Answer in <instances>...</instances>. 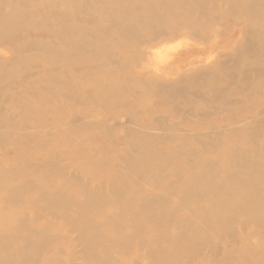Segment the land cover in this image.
Here are the masks:
<instances>
[{"label":"rangeland","instance_id":"obj_1","mask_svg":"<svg viewBox=\"0 0 264 264\" xmlns=\"http://www.w3.org/2000/svg\"><path fill=\"white\" fill-rule=\"evenodd\" d=\"M146 5L141 2L139 16ZM120 15L94 0H0V248L10 246L0 252V264H157L176 248L182 254L176 264H244L240 254L246 248L255 253L248 261L264 264V222L248 219L264 210V196L241 201L264 190L254 181L264 174V133L256 134L243 119L259 117L264 96L250 101V109L259 107L256 112L245 107L231 113L230 124L241 128L233 145L227 143L229 132L218 148L150 150L127 117L114 119L129 107L100 93L109 88L121 97L129 91L121 83L127 73L147 82L160 76L173 82L191 70L181 61L188 55L201 60L199 68L218 71L216 76L231 75L248 41L246 27L229 18L225 22L234 26L224 33L226 23L216 26L208 40L178 29L134 44L135 49L111 23ZM14 18L19 19L13 23ZM159 50L166 56L153 58ZM107 52L117 61L128 60L126 73ZM232 77L218 85L226 89L221 96L243 99L245 91ZM114 78L119 86L110 82ZM259 82L263 85L264 76ZM185 91L188 97L172 102L152 93L134 97L147 112H159L153 125L171 115L168 126L179 124L184 137L188 129L177 108L220 105L210 90L205 98ZM224 118L213 114L203 122L226 125ZM249 162L260 163V171L252 172ZM211 170L218 177L208 183L234 189V195L222 190L213 196L199 187L197 181L206 182Z\"/></svg>","mask_w":264,"mask_h":264},{"label":"bare ground","instance_id":"obj_2","mask_svg":"<svg viewBox=\"0 0 264 264\" xmlns=\"http://www.w3.org/2000/svg\"><path fill=\"white\" fill-rule=\"evenodd\" d=\"M46 2H51L53 0H45ZM77 1L78 0H70ZM92 1V0H90ZM95 2H100L103 5V9L106 12H121L120 16H114L111 19L113 26L118 27L121 31L126 33L128 43H132L134 48L135 45L145 41L146 39L158 36V35H171L175 33L178 29H190L192 35L196 36L199 40L204 41L212 38L210 30L215 28L218 25H224L226 19H232L234 24H242L246 27V37H248L247 43L244 45V50H240L237 55V67L234 69V73L226 72L225 76L215 74L218 71H211L213 69L199 68L198 64L201 60H189L190 55L184 56V59L181 61H186L184 64L185 67H192L191 70L183 74L177 80L173 82H168L160 77L159 80L155 82H147L141 78H134L131 74L127 73L122 78L121 83H124L126 88L129 90L124 92L121 97L115 96L111 89L109 88H100L102 90L100 93L102 97L104 95L111 96L114 103H119L127 105L128 110L124 111L122 114L115 115L114 119H119L123 116L128 118V122L132 125V132H135L138 136H141L144 140L142 144L144 148L150 150H160L168 147H180V148H189L192 150L196 149H212L222 147L224 141L221 137L226 133H233L231 138L227 141L228 145H233L234 143V134H238L241 131V128L234 127L230 124L233 122L234 117L231 113H242L241 111L246 107L249 110L248 113L256 112L257 108L250 109V101L255 97L264 96V82L263 85L260 84L259 80L264 76V0H94ZM143 4L146 2L145 13L142 16L138 15V7L141 2ZM159 1V5L155 2ZM152 4V5H151ZM154 4V5H153ZM143 6V5H142ZM141 6V7H142ZM88 18H94L91 13H88ZM19 18H14L13 23L17 22ZM254 22H258L257 26H252ZM12 23V25H13ZM234 24L229 25L226 23L225 30L222 32L229 31ZM109 27V26H108ZM209 32V34H208ZM214 34V33H213ZM187 42V41H186ZM135 44V45H134ZM162 48V47H161ZM165 48V47H164ZM167 48V47H166ZM165 48V50H166ZM239 50V49H238ZM237 50V51H238ZM242 51V54H241ZM131 52V51H130ZM164 50L157 51L153 56L160 55ZM166 52V51H165ZM152 53H154L152 51ZM151 53V54H152ZM169 53V52H168ZM167 54V53H166ZM171 54V53H170ZM111 56L110 52H107L106 58L111 62H114L115 67L121 73L128 70L129 62L128 60H115ZM164 56H166L164 54ZM110 57V59H109ZM162 58V57H161ZM166 58V57H165ZM94 60V56H92ZM159 59V58H158ZM164 60V59H162ZM156 61L157 58H156ZM189 61V63H188ZM209 63L208 61H206ZM206 63V64H207ZM150 64V63H149ZM197 66V67H196ZM224 67V66H222ZM156 69V68H155ZM153 68V70H155ZM156 71V70H155ZM227 71V70H226ZM154 72V71H153ZM157 72V71H156ZM184 72V71H183ZM160 74V72H158ZM234 76V77H232ZM100 77V76H99ZM200 77L205 81L200 83ZM222 77H225L222 79ZM232 77L231 81H234V86L245 91V97L231 100L221 95L224 94L225 88L218 87L223 82H226V79ZM234 78V79H233ZM114 79H110V82L114 86H119L121 83ZM102 77L96 78L95 82L100 84ZM185 90H189L190 94L194 96H203L210 90L212 94H215L217 101L220 102V105H212L211 110H200L193 109L186 112L177 108L176 111L179 113L183 111V117L181 118L182 122L186 121V135L180 137L177 132L179 124L168 126L167 120L172 119L171 115L167 117H161L156 120L157 125H153L152 121L154 120L155 113L157 110H154L153 113L147 112L146 108H141L139 100L135 99L134 94L138 95L139 93H152L157 94L164 101L172 102L177 97H188L189 93ZM98 97L95 94L92 98L94 102ZM103 106H108L106 102L101 103ZM223 108H222V107ZM227 108L225 109V107ZM231 107V110L229 109ZM133 109V110H130ZM238 108L237 110H234ZM137 109L140 113H138ZM234 110V111H233ZM213 114H222L227 121L226 125H221L220 123H204L207 117ZM259 117L247 118L244 116L245 126L253 129L256 134L264 133V109L258 111ZM246 117V118H245ZM106 136L110 139H115L113 131H105ZM164 136H173L165 137L167 139H161L156 135ZM105 136V135H104ZM184 138V139H183ZM223 142V143H222ZM226 142V141H225ZM141 143L139 145H142ZM137 144H131L130 146H135ZM146 146V147H145ZM194 156L193 153L190 154ZM250 170L252 172L260 171V163L249 162ZM226 170V169H225ZM212 171V170H211ZM140 177V176H139ZM214 177H218L214 171L207 177V181L204 183H198L199 187L206 192H209L213 196L222 192V190H228L226 187L219 188L214 187L208 183ZM230 175L226 174L225 178H229ZM256 183L264 185V174H260L257 177V180H254ZM231 195L235 194L234 189L228 190ZM257 196H264V190L259 189L254 191L250 196L243 197L242 202H248ZM225 201L218 203L219 207H223ZM221 209V208H220ZM221 212L218 210L214 214V218L219 216ZM222 218V217H220ZM248 219L258 222H264V210L260 209L256 212L250 213ZM77 226L81 227V222H76ZM210 243V242H209ZM10 246H1L0 252L6 251ZM38 246L34 247L37 249ZM24 247L19 248L17 251L20 254L24 251ZM33 249V250H34ZM181 250L176 248L175 250L170 251L165 254L162 261H158L157 264H176V258L182 256L180 254ZM249 254H255L249 248L243 249L240 257L242 263L244 264H256L252 263L251 260H247ZM258 257V256H257ZM248 263H247V262Z\"/></svg>","mask_w":264,"mask_h":264}]
</instances>
